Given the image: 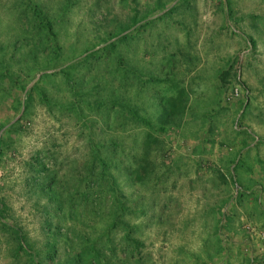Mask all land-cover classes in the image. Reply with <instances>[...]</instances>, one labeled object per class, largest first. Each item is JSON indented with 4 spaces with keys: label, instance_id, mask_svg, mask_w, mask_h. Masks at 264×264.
<instances>
[{
    "label": "rangeland",
    "instance_id": "1",
    "mask_svg": "<svg viewBox=\"0 0 264 264\" xmlns=\"http://www.w3.org/2000/svg\"><path fill=\"white\" fill-rule=\"evenodd\" d=\"M0 264H264V0H0Z\"/></svg>",
    "mask_w": 264,
    "mask_h": 264
},
{
    "label": "trees",
    "instance_id": "2",
    "mask_svg": "<svg viewBox=\"0 0 264 264\" xmlns=\"http://www.w3.org/2000/svg\"><path fill=\"white\" fill-rule=\"evenodd\" d=\"M46 28H47V31L49 32V34H50L52 37H54L55 34H54V32H53V28H52V26H51V24H50L49 22L46 23Z\"/></svg>",
    "mask_w": 264,
    "mask_h": 264
}]
</instances>
